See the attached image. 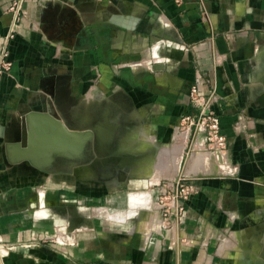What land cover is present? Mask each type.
Returning a JSON list of instances; mask_svg holds the SVG:
<instances>
[{
    "label": "crops",
    "instance_id": "crops-1",
    "mask_svg": "<svg viewBox=\"0 0 264 264\" xmlns=\"http://www.w3.org/2000/svg\"><path fill=\"white\" fill-rule=\"evenodd\" d=\"M10 4L0 0V49L12 60L0 81V264L193 262L189 246L174 250L180 245L170 241L160 210L140 204L132 209V239L114 227L106 239L102 224L96 231L82 225L74 244L51 240L69 210L59 214L56 195L46 193L38 200L53 206L36 209L39 177L18 170L33 165L42 149L27 155L21 138L48 132L43 123L50 118L33 108L48 99L63 104L72 88L98 96L128 88L135 103L150 107L161 134L177 116L197 110L189 99L193 86L199 101L213 92L228 142L220 151L226 176L205 179L211 188L186 202L180 231L190 234L188 242H199L197 218L208 217L217 228L225 213L244 215L264 200V0H24L17 17ZM43 233L48 242L32 243Z\"/></svg>",
    "mask_w": 264,
    "mask_h": 264
},
{
    "label": "rangeland",
    "instance_id": "rangeland-1",
    "mask_svg": "<svg viewBox=\"0 0 264 264\" xmlns=\"http://www.w3.org/2000/svg\"><path fill=\"white\" fill-rule=\"evenodd\" d=\"M70 91L69 98L61 107L47 100L52 102L58 116L48 114L45 104L41 110L50 119L43 123L48 132L40 134L53 140L61 128L60 137L65 143L58 151H35L33 165L18 170L39 177L33 185L36 199L32 203L37 210L53 206H44V202L38 200L45 193L47 196L56 195L55 207L59 214L60 209L69 210L70 216L65 220L59 219L61 222L55 224L56 232L51 234L55 243L61 246L77 243L82 225H87L89 231H96L98 225H105L106 239L112 234V227L120 230L124 238L132 239V221L136 220L132 218V209L135 208L130 201L132 193H146L145 200L139 204L155 211L159 209V187L163 181L178 177L188 183L196 181L199 186L196 193H199L211 188L202 183L205 179L226 176L223 152L209 147L203 140L196 141L194 127L192 130L182 127L178 116L168 132H157L152 126L150 107L135 103V96L129 93L128 88L122 87L118 93L104 96L81 87ZM120 100L123 103L119 104ZM103 107L107 113L112 109L115 112L119 107L120 113L111 114L109 121L115 122L116 128L104 155L97 154V158L94 151L95 132L99 121L104 119L100 118ZM199 155L201 159L193 161ZM48 179H54L57 185L50 184ZM217 198L220 199L221 195ZM81 210L88 212L84 213L86 217H81ZM183 218L184 214L164 220L161 215V224L169 230L170 241L180 245L174 250L179 252L184 245L192 248L185 251L187 255H192L191 264H209V255L221 258L222 264H264V200L256 202L244 215L236 210L225 213L224 218H219L221 224L217 228L214 223L208 222V217L197 218L199 231L202 230L198 243L187 241L190 234L182 235ZM214 229L219 231V238H212ZM48 237V233H43L33 236L31 241L45 243L50 240Z\"/></svg>",
    "mask_w": 264,
    "mask_h": 264
},
{
    "label": "built area",
    "instance_id": "built-area-1",
    "mask_svg": "<svg viewBox=\"0 0 264 264\" xmlns=\"http://www.w3.org/2000/svg\"><path fill=\"white\" fill-rule=\"evenodd\" d=\"M23 1L11 0L9 9L14 13V16L17 17ZM13 35V30H10L7 38H12ZM11 67L12 60L4 46L0 49V76L9 72ZM213 97L214 94L211 92L202 101H199L202 96L198 88L193 86L189 91V99L197 110L191 113L180 114L178 116V122L182 127L190 130L194 127L193 136L196 141L203 140L209 144V147L222 151L227 148L228 142L226 136L220 129V114L212 106ZM198 188L199 186L196 181L188 183L179 177L173 178L170 181H163L159 187V192L161 193L159 210L164 220L173 216H183L185 212L184 202L198 192ZM6 248L7 246H5Z\"/></svg>",
    "mask_w": 264,
    "mask_h": 264
},
{
    "label": "flooded vegetation",
    "instance_id": "flooded-vegetation-1",
    "mask_svg": "<svg viewBox=\"0 0 264 264\" xmlns=\"http://www.w3.org/2000/svg\"><path fill=\"white\" fill-rule=\"evenodd\" d=\"M57 107H61L60 104H58V100L55 101ZM64 103V102H63ZM119 114L120 113V108L118 107L117 110L115 112H113V109L110 110L109 113H107V109L105 107H103L100 118L104 119L102 121H99L97 127H96V143H95V149L94 151L96 152V156L97 154L99 156H103L105 151H106V147L109 145V132L112 133L115 131L116 128V123L113 121H109L111 114L115 116V114ZM104 126V127H103ZM34 135L32 136V138L29 141V137L26 132L23 133L22 138H21V142L24 140H26L27 144L29 143L31 146V148L35 147L36 148H41V149H47V150H51V151H58L61 147L62 144H64V139H62V137H60V134L62 132H57L56 135H54V139L51 140L49 139V137L47 138V135H41L40 132H31ZM50 140V142H49ZM27 149V146H26ZM27 155L28 154H32V151L30 149H27ZM98 158V156H97Z\"/></svg>",
    "mask_w": 264,
    "mask_h": 264
},
{
    "label": "bare ground",
    "instance_id": "bare-ground-1",
    "mask_svg": "<svg viewBox=\"0 0 264 264\" xmlns=\"http://www.w3.org/2000/svg\"><path fill=\"white\" fill-rule=\"evenodd\" d=\"M48 137V136H47ZM145 137V136H144ZM181 137V136H180ZM182 138V137H181ZM180 138V139H181ZM148 139V138H147ZM181 140H183V139H181ZM181 140H180V142H181ZM49 142H50V140H49ZM177 142V141H176ZM22 144H23V146H27V149H30L32 152L34 151V150H36V149H38V148H36L35 149V147H33V148H29V146H31L30 144H27V142H26V140H24L23 139V141H22ZM178 148V147H177ZM176 149V148H175ZM196 149H197V147H196ZM180 150V149H179ZM173 151V150H172ZM165 152V151H164ZM179 152V151H178ZM181 152V151H180ZM158 153V152H157ZM195 153V152H194ZM198 153V152H197ZM172 154V153H171ZM173 155H175V154H173ZM200 156V155H199ZM194 157H196V156H194ZM193 157V158H194ZM197 158H199V159H201V156L200 157H196L195 159H193V161H197L196 159ZM147 159V158H146ZM149 159V158H148ZM216 159V158H215ZM167 160V159H166ZM169 162V161H168ZM163 163H167V162H163ZM163 163H162V165H163ZM175 163V162H174ZM157 164V163H156ZM160 164H161V162H160ZM159 164V165H160ZM196 164V163H195ZM155 165V164H154ZM197 165V164H196ZM160 167V169H161V166H159ZM174 167V166H173ZM194 167V166H193ZM223 167V166H222ZM154 168V167H153ZM168 169V168H167ZM170 169V168H169ZM191 169H194V168H191ZM225 169V168H224ZM174 170V169H173ZM162 171V170H161ZM216 172V171H215ZM163 173V172H162ZM226 173V172H225ZM159 174H161V173H159ZM166 174V173H165ZM167 175V174H166ZM157 176H159L158 174H157ZM145 193L144 192H138V193H132L131 195H130V201L132 202V206H136L137 204H139L140 202L142 203V201H144L145 200Z\"/></svg>",
    "mask_w": 264,
    "mask_h": 264
},
{
    "label": "water",
    "instance_id": "water-1",
    "mask_svg": "<svg viewBox=\"0 0 264 264\" xmlns=\"http://www.w3.org/2000/svg\"><path fill=\"white\" fill-rule=\"evenodd\" d=\"M54 104V103H53ZM52 104V102H46L45 103V108H46V111H47V113L48 114H50V115H52V116H58V113H56L55 111H54V108H53V105ZM55 104H56V102H55ZM42 108H43V105L42 104H39V105H37V106H35L34 108H33V110H39V111H41L42 110ZM104 127V126H103ZM58 132H62V129L61 128H59V130H58ZM32 135H33V133H30V135H28V137H29V141H30V139L32 138ZM42 135V134H41ZM43 136V135H42ZM112 136H111V133L109 132V140L108 141H110V138H111ZM31 142V141H30ZM29 144V143H28Z\"/></svg>",
    "mask_w": 264,
    "mask_h": 264
}]
</instances>
